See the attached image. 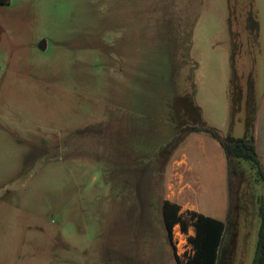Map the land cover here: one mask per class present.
<instances>
[{
    "label": "rangeland",
    "instance_id": "rangeland-1",
    "mask_svg": "<svg viewBox=\"0 0 264 264\" xmlns=\"http://www.w3.org/2000/svg\"><path fill=\"white\" fill-rule=\"evenodd\" d=\"M263 49L264 0H0V264H176L163 202L228 212L224 151L187 129L254 133ZM240 173L219 264L255 253Z\"/></svg>",
    "mask_w": 264,
    "mask_h": 264
},
{
    "label": "trees",
    "instance_id": "trees-1",
    "mask_svg": "<svg viewBox=\"0 0 264 264\" xmlns=\"http://www.w3.org/2000/svg\"><path fill=\"white\" fill-rule=\"evenodd\" d=\"M234 105V103H233ZM190 132L206 133L216 139L225 154L227 187H228V212L225 221H221L209 216L198 214L194 211L180 213L181 207L178 204L164 201L162 204V218L169 239V243L174 249L172 242V229L176 224H181L182 230L187 232L190 226L195 229V235L190 237L189 241L194 246V255L185 264H219L221 254L224 252V243L227 235L233 229L232 216L234 211L238 210L237 205V180L241 173L240 169L246 164L251 170L253 177V187L264 184V171L255 151V142L253 133L249 137L235 139L228 136L222 139L219 133L206 125L199 127H189ZM258 204L260 227L258 231V240L255 248L252 264H264V197L260 193H252ZM176 264H183L176 254Z\"/></svg>",
    "mask_w": 264,
    "mask_h": 264
},
{
    "label": "flooded vegetation",
    "instance_id": "flooded-vegetation-1",
    "mask_svg": "<svg viewBox=\"0 0 264 264\" xmlns=\"http://www.w3.org/2000/svg\"><path fill=\"white\" fill-rule=\"evenodd\" d=\"M249 37L251 39V44H252L253 48H256V47L261 48L260 27H259V24L255 21H252L250 23ZM262 52H264V49L262 50ZM233 91L235 92L234 97H238L239 99L242 98L243 92L239 87L238 88L234 87ZM245 93H246V95H244L245 103H246L245 108L247 109V113L252 112V113L257 114L258 106H259V103L261 101L262 95L260 94V96L257 97V95L254 93V87H251V90L249 91L248 94H247V92H245ZM239 99L234 98V103L235 104L238 103ZM257 101H258V103L256 104Z\"/></svg>",
    "mask_w": 264,
    "mask_h": 264
},
{
    "label": "built area",
    "instance_id": "built-area-1",
    "mask_svg": "<svg viewBox=\"0 0 264 264\" xmlns=\"http://www.w3.org/2000/svg\"><path fill=\"white\" fill-rule=\"evenodd\" d=\"M194 227L190 226L187 232L182 230L181 224H176L172 229V242L175 247V254L185 264L195 253L194 246L190 243Z\"/></svg>",
    "mask_w": 264,
    "mask_h": 264
},
{
    "label": "water",
    "instance_id": "water-1",
    "mask_svg": "<svg viewBox=\"0 0 264 264\" xmlns=\"http://www.w3.org/2000/svg\"><path fill=\"white\" fill-rule=\"evenodd\" d=\"M219 135L221 136L222 139H224L223 138L224 134H219ZM253 135L255 142V151L264 171V93L262 95L261 101L258 106ZM263 197H264V185H263Z\"/></svg>",
    "mask_w": 264,
    "mask_h": 264
},
{
    "label": "crops",
    "instance_id": "crops-1",
    "mask_svg": "<svg viewBox=\"0 0 264 264\" xmlns=\"http://www.w3.org/2000/svg\"><path fill=\"white\" fill-rule=\"evenodd\" d=\"M219 146L218 147H221L220 146V144H218ZM222 149V148H221ZM182 162V161H181ZM179 178H180V183H181V180H182V176L180 175L179 176ZM199 186H201V185H199ZM198 186V187H199ZM198 190H199V188H198ZM198 190H195L194 189V194H197V192H198ZM172 203V202H171ZM186 207V209H188V210H190V211H194V212H196V213H198V214H202V215H204L203 213H201L197 208H196V206L195 205H192V206H190V207H188V206H185ZM184 211H187V210H185V208H182L181 209V211H180V213H183ZM206 216V215H205ZM210 217V216H209ZM227 217V216H226ZM213 218V217H212ZM216 219V218H215ZM225 220H226V218H225ZM224 220V221H225ZM221 221H223V220H221Z\"/></svg>",
    "mask_w": 264,
    "mask_h": 264
}]
</instances>
